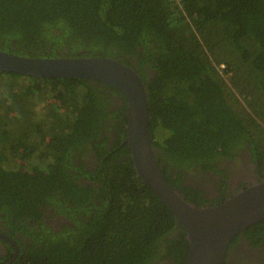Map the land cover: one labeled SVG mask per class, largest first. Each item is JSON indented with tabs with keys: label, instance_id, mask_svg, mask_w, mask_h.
Returning <instances> with one entry per match:
<instances>
[{
	"label": "trees",
	"instance_id": "obj_1",
	"mask_svg": "<svg viewBox=\"0 0 264 264\" xmlns=\"http://www.w3.org/2000/svg\"><path fill=\"white\" fill-rule=\"evenodd\" d=\"M0 50L119 60L147 87L158 162L211 169L247 147L264 179V0H0ZM111 93L122 99L112 111ZM126 106L103 82L0 71V216L35 242L21 264H150L162 247L176 221L122 144ZM109 117L120 135L110 148L99 135ZM83 148L109 154L100 189L71 173L91 174L74 165ZM40 206L69 213L73 226L54 232Z\"/></svg>",
	"mask_w": 264,
	"mask_h": 264
},
{
	"label": "water",
	"instance_id": "obj_2",
	"mask_svg": "<svg viewBox=\"0 0 264 264\" xmlns=\"http://www.w3.org/2000/svg\"><path fill=\"white\" fill-rule=\"evenodd\" d=\"M0 71L39 78H81L117 89L126 99L125 137L129 158L140 180L171 212L185 232L188 251L183 264H222L231 240L264 220V179L224 202L197 206L171 187L157 160L149 133L147 87L135 68L109 56L29 57L0 50Z\"/></svg>",
	"mask_w": 264,
	"mask_h": 264
},
{
	"label": "flooded vegetation",
	"instance_id": "obj_3",
	"mask_svg": "<svg viewBox=\"0 0 264 264\" xmlns=\"http://www.w3.org/2000/svg\"><path fill=\"white\" fill-rule=\"evenodd\" d=\"M146 72L149 76L153 73L148 69ZM110 95L114 101L118 102L115 106L109 105V109L112 111L116 106L122 105V99L114 93ZM108 122V125L99 135H104L108 138V148H110L114 140L120 138V135L115 127H118L117 120L109 117ZM112 123L115 128H113ZM122 144L124 143L122 142ZM97 150L98 148H91L84 151L83 148L75 150V153H73L74 165L77 167L83 166L84 170L91 172V174L71 171L72 174L79 175L78 177L75 176V181L83 183L86 188H94V190L102 187L101 178L103 176L101 177V171H103L104 160L109 155L105 154L99 160L96 155ZM156 154L158 157L157 149ZM159 165L161 171L166 167V176L170 182L169 184L186 201L187 198L196 199V196L191 194L197 191L201 196L199 198L202 199L198 201L201 206L218 205L240 190L249 187L252 184V177L257 178V175L260 177L258 165L253 162L247 147L241 148L234 154L233 158L223 157L216 160L214 162L215 168L211 169H203L200 165L192 167L178 166L175 163L170 164L167 159H161ZM103 172L105 173V170ZM175 181L179 182V184L177 185ZM100 196H102V192H94V200L98 201ZM106 197H108V193H106ZM39 209L42 214L41 223L46 224L54 232L62 231L65 226H73L69 213L67 215L60 213L52 206H40ZM86 218L87 216H84V219ZM31 223V219H28L26 224L30 226ZM35 228L40 229V223ZM183 232L184 230L181 229V226L175 223L173 228L162 238L160 242L162 247L152 253L150 264H177L176 257H180L183 254L185 260L188 251L185 232L184 240L177 235ZM165 238L168 239L167 241L174 239L177 242L175 244L165 242ZM33 243H35L33 238L30 237V234L25 233L24 227L20 226L18 221H15L14 218L5 221L0 216V264H21L23 262L22 259L26 257ZM222 264H264V220L246 228L231 240Z\"/></svg>",
	"mask_w": 264,
	"mask_h": 264
}]
</instances>
